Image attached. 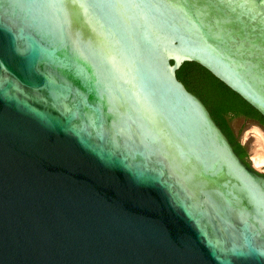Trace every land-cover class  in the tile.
Wrapping results in <instances>:
<instances>
[{
  "label": "water",
  "instance_id": "obj_1",
  "mask_svg": "<svg viewBox=\"0 0 264 264\" xmlns=\"http://www.w3.org/2000/svg\"><path fill=\"white\" fill-rule=\"evenodd\" d=\"M185 61L264 116V0H0V264H264Z\"/></svg>",
  "mask_w": 264,
  "mask_h": 264
},
{
  "label": "trees",
  "instance_id": "obj_2",
  "mask_svg": "<svg viewBox=\"0 0 264 264\" xmlns=\"http://www.w3.org/2000/svg\"><path fill=\"white\" fill-rule=\"evenodd\" d=\"M176 76L203 102L235 152L250 167L247 145L233 136L229 120L232 117L241 116L245 121L256 123L264 129V116L237 92L196 62L185 61L176 71ZM226 115H229L228 119ZM260 174L264 175V173Z\"/></svg>",
  "mask_w": 264,
  "mask_h": 264
},
{
  "label": "rangeland",
  "instance_id": "obj_3",
  "mask_svg": "<svg viewBox=\"0 0 264 264\" xmlns=\"http://www.w3.org/2000/svg\"><path fill=\"white\" fill-rule=\"evenodd\" d=\"M255 127H259L263 132H264V129L259 126L258 124L256 123H253V122H248L245 124V127L243 128V131H242V135H241V138H242V141L244 142V144L247 145V148H248V154H249V160H250V163L254 164V160H253V154H254V149L256 148V139H255V135H254V128ZM255 139V140H254ZM255 147V148H254ZM257 170L260 172V173H264V166L262 167H257Z\"/></svg>",
  "mask_w": 264,
  "mask_h": 264
},
{
  "label": "bare ground",
  "instance_id": "obj_4",
  "mask_svg": "<svg viewBox=\"0 0 264 264\" xmlns=\"http://www.w3.org/2000/svg\"><path fill=\"white\" fill-rule=\"evenodd\" d=\"M254 135L256 139V148L254 147L253 160L255 166L262 167L264 166V132L259 127H255Z\"/></svg>",
  "mask_w": 264,
  "mask_h": 264
},
{
  "label": "flooded vegetation",
  "instance_id": "obj_5",
  "mask_svg": "<svg viewBox=\"0 0 264 264\" xmlns=\"http://www.w3.org/2000/svg\"><path fill=\"white\" fill-rule=\"evenodd\" d=\"M229 115H226V118L228 119ZM249 121H245L243 119V117L241 116H236V117H232L229 120V126L232 128V134L234 137H237V139L244 144V142L242 141L241 135L242 132H240V130L245 127V124L248 123ZM247 152H248V148H247Z\"/></svg>",
  "mask_w": 264,
  "mask_h": 264
}]
</instances>
